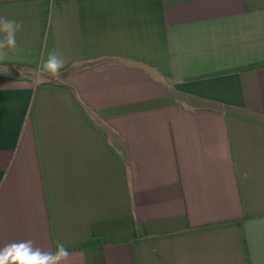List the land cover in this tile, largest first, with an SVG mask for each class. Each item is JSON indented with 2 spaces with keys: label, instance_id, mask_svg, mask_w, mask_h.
Listing matches in <instances>:
<instances>
[{
  "label": "crops",
  "instance_id": "obj_1",
  "mask_svg": "<svg viewBox=\"0 0 264 264\" xmlns=\"http://www.w3.org/2000/svg\"><path fill=\"white\" fill-rule=\"evenodd\" d=\"M0 247L66 264H264V0H0ZM65 61L59 78L41 58Z\"/></svg>",
  "mask_w": 264,
  "mask_h": 264
},
{
  "label": "clouds",
  "instance_id": "obj_2",
  "mask_svg": "<svg viewBox=\"0 0 264 264\" xmlns=\"http://www.w3.org/2000/svg\"><path fill=\"white\" fill-rule=\"evenodd\" d=\"M23 25L6 16H0V61L7 59L9 51L17 48V33ZM65 61L56 51L41 58L39 72L59 78ZM71 253L63 242L57 241L54 250L35 246L31 239L14 241L0 247V264H66Z\"/></svg>",
  "mask_w": 264,
  "mask_h": 264
}]
</instances>
